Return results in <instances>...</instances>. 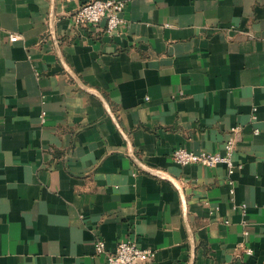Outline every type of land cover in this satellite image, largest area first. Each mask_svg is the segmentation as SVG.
<instances>
[{
	"label": "crops",
	"instance_id": "1",
	"mask_svg": "<svg viewBox=\"0 0 264 264\" xmlns=\"http://www.w3.org/2000/svg\"><path fill=\"white\" fill-rule=\"evenodd\" d=\"M87 1L0 0V264H105L99 237L264 264V0H123L114 36L73 22ZM236 125L233 195L172 159Z\"/></svg>",
	"mask_w": 264,
	"mask_h": 264
},
{
	"label": "built area",
	"instance_id": "2",
	"mask_svg": "<svg viewBox=\"0 0 264 264\" xmlns=\"http://www.w3.org/2000/svg\"><path fill=\"white\" fill-rule=\"evenodd\" d=\"M125 2L123 0H89L82 3L74 12L72 19L76 25L82 26H95L100 22L105 23V32L109 35H116L121 27L125 24V19L122 15ZM13 38V34L9 35ZM256 107L253 108V111ZM255 119L256 116L252 115ZM242 128L241 125H236L231 128V135L225 140L222 151L207 152L200 151L194 152L185 147H177L171 152L172 159L182 165L190 163H199L205 166H215L219 163L224 164L227 168V183L229 185L230 194L234 193V180L231 175L236 167L233 161L232 154L235 148V133L239 132ZM253 132L257 134L258 128H254ZM234 207H237L235 205ZM244 213L246 204L242 203L239 206ZM245 233H247L245 231ZM95 253L102 255L105 259V264H142L150 260L154 252L142 248L132 240H121L117 243L113 250L106 248L105 240L97 238L94 243ZM251 252L250 248L246 249Z\"/></svg>",
	"mask_w": 264,
	"mask_h": 264
}]
</instances>
